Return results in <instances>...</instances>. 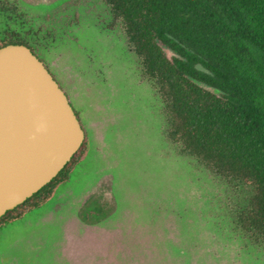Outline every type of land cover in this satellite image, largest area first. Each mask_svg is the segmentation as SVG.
<instances>
[{
	"label": "rangeland",
	"instance_id": "1",
	"mask_svg": "<svg viewBox=\"0 0 264 264\" xmlns=\"http://www.w3.org/2000/svg\"><path fill=\"white\" fill-rule=\"evenodd\" d=\"M66 95L87 154L43 206L0 229V264H264L233 233L242 194L165 137L163 107L102 0H0Z\"/></svg>",
	"mask_w": 264,
	"mask_h": 264
},
{
	"label": "trees",
	"instance_id": "2",
	"mask_svg": "<svg viewBox=\"0 0 264 264\" xmlns=\"http://www.w3.org/2000/svg\"><path fill=\"white\" fill-rule=\"evenodd\" d=\"M102 1L158 96L166 139L243 195L233 233L264 250V0ZM8 44L29 48L18 36L0 48ZM86 147L84 138L55 178L0 217V229L45 205Z\"/></svg>",
	"mask_w": 264,
	"mask_h": 264
},
{
	"label": "water",
	"instance_id": "3",
	"mask_svg": "<svg viewBox=\"0 0 264 264\" xmlns=\"http://www.w3.org/2000/svg\"><path fill=\"white\" fill-rule=\"evenodd\" d=\"M85 134L69 101L25 45L0 48V217L47 185Z\"/></svg>",
	"mask_w": 264,
	"mask_h": 264
}]
</instances>
